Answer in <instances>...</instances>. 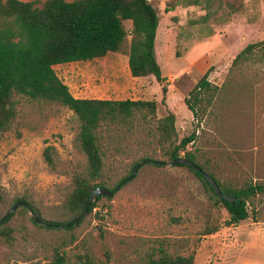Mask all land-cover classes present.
Listing matches in <instances>:
<instances>
[{
    "label": "rangeland",
    "instance_id": "rangeland-1",
    "mask_svg": "<svg viewBox=\"0 0 264 264\" xmlns=\"http://www.w3.org/2000/svg\"><path fill=\"white\" fill-rule=\"evenodd\" d=\"M23 1L40 7L45 0ZM148 1L160 14L155 54L163 82L153 75H131L130 34L118 52L54 66L58 76L70 83V90L80 83L76 74L83 72L97 89L93 96L156 102L154 113L143 109L126 121L101 123L97 132L104 166L95 182L111 189L129 174L135 161H171L164 155L157 130L158 119L171 110L177 140L195 131L187 149L206 171L224 184L264 183V0H242L244 10L225 24L211 26L209 36L210 25L190 23L203 12L198 6ZM129 24L124 22L127 30ZM249 45L250 50L242 53ZM205 73L212 95L194 115L185 97ZM14 98L16 115L0 134V216L24 197L36 210L35 217L63 224L73 217L64 207L73 177L86 173L87 157L76 140L78 118L57 102ZM211 195L187 166L149 161L111 197L96 200L71 229L40 227L29 211L19 207L5 224L11 238L0 235V264H47L55 253L63 254L69 264H80L86 254L95 261L109 254L110 264H142L161 253L195 255L208 228H217L215 233L226 228L228 213L214 204ZM248 212L249 217L264 220V193L253 198ZM216 257L205 261L200 256L197 264H212Z\"/></svg>",
    "mask_w": 264,
    "mask_h": 264
},
{
    "label": "trees",
    "instance_id": "trees-1",
    "mask_svg": "<svg viewBox=\"0 0 264 264\" xmlns=\"http://www.w3.org/2000/svg\"><path fill=\"white\" fill-rule=\"evenodd\" d=\"M175 4L198 6L203 11L198 17L191 19L190 23L203 24V27L210 25L206 36L213 33L211 26L227 23L245 8L242 0H176ZM159 20L157 7L148 0H45L40 7L34 1L0 0V134L10 127L16 115L15 95L57 102L72 110L78 118L76 140L87 157L86 173L73 177V190L64 204L73 217L63 224L79 215L93 188L104 187L95 182L104 166L97 132L101 123L126 121L135 112L143 109L154 113L156 102L143 99L74 97L54 66L92 60L103 57L108 52H118L125 37L130 34L127 58L131 75H153L158 82H163L165 77L155 54ZM125 21L131 22L129 30L124 27ZM250 48L251 45L247 46L242 53ZM161 89L165 94L164 85ZM210 95L211 85L205 73L189 91L188 97H185V104L192 114L197 115L203 102L206 99L209 101ZM162 100L165 101V95ZM157 128L164 155L170 160L185 157L197 163L195 154L187 149L195 139V131L177 140L173 111L168 110L165 116L158 119ZM48 149L45 148L44 154L50 163ZM137 163L135 161L133 166ZM197 164L206 171L204 164ZM188 169L212 192L214 204L226 209L228 217L223 222L226 227L246 219L249 216L248 206L253 205V198L264 193V183L250 180L241 185L224 184L213 173L206 171L214 178L222 193L235 197L229 201L217 196L207 179L195 168L189 166ZM131 171L115 186H121ZM114 187L107 189L113 190ZM101 196L103 195L97 196L89 204L87 211L95 207V201ZM18 200L28 202L24 197L17 198L14 202ZM28 204L35 213L36 210L29 202ZM22 209L29 211L26 207ZM12 215L0 225V235L6 239L11 238V229L5 224ZM40 220L50 225L37 224L34 219L33 222L45 228L60 224L54 220ZM80 221L67 229L75 227ZM217 230L208 228L205 234H212ZM106 256L103 261H95L86 254L80 257V264H110L109 254ZM47 264L69 263L63 254L55 253ZM142 264H194V254L161 253L157 257L150 255Z\"/></svg>",
    "mask_w": 264,
    "mask_h": 264
},
{
    "label": "crops",
    "instance_id": "crops-1",
    "mask_svg": "<svg viewBox=\"0 0 264 264\" xmlns=\"http://www.w3.org/2000/svg\"><path fill=\"white\" fill-rule=\"evenodd\" d=\"M129 26L131 27V24ZM77 62L79 61L55 66L63 67ZM76 75H80V83H75L73 90L69 88L74 97L102 98L93 96L98 92L91 86L88 76L83 72ZM63 82L67 86L70 85L66 81ZM214 254L217 257L212 264H264V220L248 216L220 232L204 235L202 244L194 255V264L199 261L198 257L202 256L205 261H210Z\"/></svg>",
    "mask_w": 264,
    "mask_h": 264
},
{
    "label": "water",
    "instance_id": "water-1",
    "mask_svg": "<svg viewBox=\"0 0 264 264\" xmlns=\"http://www.w3.org/2000/svg\"><path fill=\"white\" fill-rule=\"evenodd\" d=\"M149 161H152L154 164L156 165H176V164H183L185 166H191L193 168H195L198 172H200L206 179L207 181L210 183L211 187L213 188V190L215 191V193L217 194V196L222 197L224 199H227L229 201L234 200V196H229L226 195L224 193H222V191L220 190V188L218 187L216 181L214 180V178L208 173L206 172L203 168H201L196 162H193L185 157H179L176 159H173L169 162H166L164 160H150V159H143L140 162H138L136 165L133 166L131 174L127 177V179L123 180V182L130 180L131 178H133L136 169L141 166L144 163H147ZM120 185H117L114 187L113 190H108L105 187L102 186H96L95 188L92 189V191L89 194V198H88V202L86 203L85 207L83 208V210L79 213L78 216L74 217L71 221H69L66 224H55L54 226L57 227H68L70 225H72L73 223L78 222L79 220L82 219V217L85 215V213L88 210V206L90 203H92L97 196L99 195H103L106 197H111L114 192L119 188ZM19 207H26L29 212L34 216V212L31 208V206L28 204V202L24 201V200H18L16 202H14L8 209L5 210V212L0 216V225L4 222V220L9 217L11 214H13ZM34 220L37 223L40 224H45V225H50L47 223L42 222L40 219H38L37 217L34 216Z\"/></svg>",
    "mask_w": 264,
    "mask_h": 264
}]
</instances>
